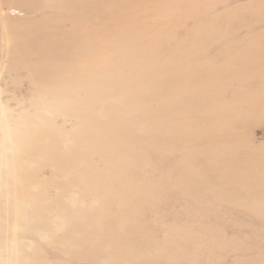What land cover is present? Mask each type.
Listing matches in <instances>:
<instances>
[{
  "label": "rangeland",
  "instance_id": "1",
  "mask_svg": "<svg viewBox=\"0 0 264 264\" xmlns=\"http://www.w3.org/2000/svg\"><path fill=\"white\" fill-rule=\"evenodd\" d=\"M261 52L264 0H0V264H264V179L210 171L177 103L239 79L171 112L154 83L233 67L255 94ZM246 127L261 159L264 122Z\"/></svg>",
  "mask_w": 264,
  "mask_h": 264
},
{
  "label": "bare ground",
  "instance_id": "2",
  "mask_svg": "<svg viewBox=\"0 0 264 264\" xmlns=\"http://www.w3.org/2000/svg\"><path fill=\"white\" fill-rule=\"evenodd\" d=\"M260 54L261 56L264 55L263 52H261ZM177 63H179V61ZM185 65L187 66L186 68L184 67V65H182V67L180 68H177L174 70L172 69L173 71L171 72L167 71V73L163 74L164 77L163 76H161V78L159 77L160 78L159 82L157 80L154 81V83L159 84L158 85L159 91L162 90V92L161 93L159 92L158 94V100H159L161 108L167 106L169 102L170 104H172V99H174V101L175 100L178 101L180 96L187 89V87H197L205 82H209L211 85H213L214 84L213 80H216L217 78L223 79L225 81H231V80L235 81L239 79L238 81L239 88H237L236 86L235 88H232L233 90L230 92L231 96H226V95L223 96L218 93V94H212L213 96L211 95L212 96L211 97L209 96L211 91L208 88H206V91L204 92L192 91L190 94H188L183 99V101L177 102V103H180V104L182 103V107L187 106L186 108H189L190 110L188 117L184 119L185 121L184 124L191 128L190 132L186 136L187 137H192V136L197 137L200 143L201 141L202 142L206 141L208 144H211L212 147H215V149L214 148L208 149L210 155H207L206 160L203 159V162L204 161L208 162L209 167L207 166V168L210 171L212 172L214 171L216 175L220 176L221 178H224L225 180L227 179L229 183L233 185L234 184L243 185L249 181H253V182L262 181L264 179V156H263L264 152L261 153V159H260L259 157L260 152L258 151L259 148L253 145L242 143L241 141H239L240 140L239 135L241 134L242 131H244V129H247L246 126H249L250 123L262 122V121L264 122V90L261 92L255 93V94L242 95L240 92L242 91L243 92L245 91L244 93L247 92V89H245V85H243L242 83L245 76L243 72H241L240 70L234 71L235 69L233 67H231L232 69H234L233 71L232 69H228V71L227 70L225 72L222 71L224 73L216 71L214 67L212 66H210L212 67V69L208 67L209 68L208 70L212 71L211 74H205L204 73L205 71H203L202 73V70H199L198 73H201L199 74V76H202V77H199L201 78V82L195 83L193 79L195 78V76L190 77V76H193L194 73L190 74L189 72L191 71L189 70V67H191L192 69V66L194 65L191 64L189 66V64H186V63ZM169 66L170 65H168V67ZM247 68L249 67L247 66ZM204 70H207V69H204ZM218 70L220 71L222 69L218 68ZM162 71L163 70H161L160 72ZM156 72L157 71L155 72L152 71L151 75H154V73ZM142 76H139V77L145 78L144 75ZM154 76H152V78ZM196 77H198V75ZM154 88L158 89L156 87ZM170 104L168 106L169 107L168 111L171 112L172 109L173 111H175L174 110L175 107L171 108L172 106H175V105H172L170 107ZM168 111H167V114H168ZM177 114L178 113H176V115ZM176 115L174 113V117ZM163 120L165 124H167L174 130L176 134L181 133L180 130L182 129L184 131L183 125L179 126L176 122V126H177L176 128L174 126L175 123L173 124L172 121L168 122L166 120V117L163 118ZM192 128H194V130ZM185 131H188V130H185ZM220 137L224 138L223 143L219 142L218 139ZM203 145H205V143ZM261 150L264 151V147H262ZM240 152L242 153V155ZM238 155H240L241 157L238 158ZM201 158L202 157L200 156H196L195 162L199 164V162L202 160ZM249 160L252 162H250ZM238 161H240V164H237ZM245 162H250V163L247 166H245ZM201 169H203V167H201ZM206 172H204V174ZM198 174H201V172ZM228 181L226 182L227 184H229ZM42 225L43 223H41V226ZM26 233L28 236L35 237L37 232H36V228L34 227V225L29 226ZM15 245L24 247L23 246L24 243L21 241H17L13 245L11 244V246L13 247ZM27 247L30 249L27 257L32 258L33 253H34L32 251L35 250L36 247L33 243L27 244Z\"/></svg>",
  "mask_w": 264,
  "mask_h": 264
}]
</instances>
